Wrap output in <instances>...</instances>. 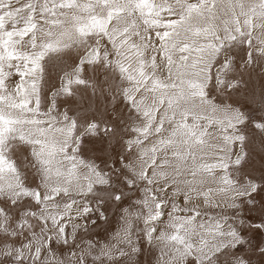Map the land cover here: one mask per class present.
<instances>
[{"label":"snow or ice","instance_id":"1","mask_svg":"<svg viewBox=\"0 0 264 264\" xmlns=\"http://www.w3.org/2000/svg\"><path fill=\"white\" fill-rule=\"evenodd\" d=\"M254 65L264 0H0V264H264Z\"/></svg>","mask_w":264,"mask_h":264},{"label":"rangeland","instance_id":"2","mask_svg":"<svg viewBox=\"0 0 264 264\" xmlns=\"http://www.w3.org/2000/svg\"><path fill=\"white\" fill-rule=\"evenodd\" d=\"M75 58H76V53L75 51H73L71 56H64L61 57L60 59L53 58L51 61L48 62L47 73H48L49 85L53 83L59 85L60 83L59 77L63 74L64 71L71 70V68L74 65ZM249 72L251 73V75H249ZM249 72H246L244 77L245 80L248 81L249 89L259 90L262 86H264V70H262V67L260 65H254L253 69H250ZM164 74L166 75V73ZM15 79H18V77H16ZM100 79L102 80L103 76H101ZM73 90L77 93L76 97L59 98L58 102L61 105V109H60L61 111L64 110L65 104L71 107H75V105L78 102H80L81 107H83L84 104L87 103V96H85V89L83 87L73 86ZM47 95L48 92L46 91L45 101H44L45 104L47 103V99H46ZM81 96H85V100L83 102L79 101V97ZM93 103H99L101 109L103 108V101H93ZM88 148H90L91 151H89ZM88 148L85 149L86 156H92L94 153L97 155L99 154L100 146L98 144L95 147L89 144ZM254 148L256 150H253ZM258 148H259L258 142L255 145L249 143L248 150H252L253 160L250 165L245 166L249 170L254 166L256 169L255 172L256 175H259L260 163H261L260 156L257 154ZM106 216H107V221L99 220L96 226L91 230L90 237L93 240L108 242L112 234L115 233L118 227V220H119L118 209L115 206L109 205L106 211ZM69 231H71L70 228ZM157 234L159 233L157 232ZM261 238L262 237L260 234H257L255 236L256 240H259ZM112 243H115V241L113 240ZM156 255L157 252L155 250L150 252L147 250V245H145V251L139 253L134 259L138 261V264H155Z\"/></svg>","mask_w":264,"mask_h":264}]
</instances>
